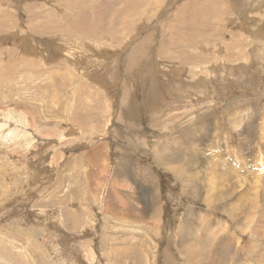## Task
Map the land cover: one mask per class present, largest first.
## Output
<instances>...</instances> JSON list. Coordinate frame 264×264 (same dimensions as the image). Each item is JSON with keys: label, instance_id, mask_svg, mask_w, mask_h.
Segmentation results:
<instances>
[{"label": "rangeland", "instance_id": "374dc122", "mask_svg": "<svg viewBox=\"0 0 264 264\" xmlns=\"http://www.w3.org/2000/svg\"><path fill=\"white\" fill-rule=\"evenodd\" d=\"M100 2L0 0V264H264V0Z\"/></svg>", "mask_w": 264, "mask_h": 264}, {"label": "bare ground", "instance_id": "6f19581e", "mask_svg": "<svg viewBox=\"0 0 264 264\" xmlns=\"http://www.w3.org/2000/svg\"><path fill=\"white\" fill-rule=\"evenodd\" d=\"M64 1V0H63ZM104 1V0H103ZM138 0H106V2L105 3H102V2H100V3H98V5H97V7L98 8H100V10L98 9V10H96V11H94V15H101V9H103L104 7H103V4L105 5V7L106 8H108V10H107V14L106 15H114L113 16V18L115 17V15L117 16H119V15H125V14H127V12H129V13H132L133 12V6H135L134 4L137 2ZM67 2V1H66ZM119 2V3H118ZM69 3H70V5H69V11L73 14V15H88V13L86 14V11H85V7L84 6H82L83 8H82V10H81V13H79V11H78V8L80 7H78V5H76V3H75V0H69ZM82 3V2H81ZM117 3L118 4H121V5H123V7L122 8H117ZM127 5H129L128 7H125V6H127ZM120 6V5H119ZM137 6V5H136ZM142 6H143V4H142ZM78 7V8H77ZM112 7V9H110ZM185 7V6H184ZM79 9H81V7L79 8ZM90 9H91V7H90ZM93 9V8H92ZM109 9L111 10L110 11V13H108V11H109ZM139 9V8H138ZM138 9H137V12H138ZM194 9V8H193ZM196 9H199V8H196ZM136 10V9H135ZM134 10V11H135ZM192 10V9H191ZM207 10H209L208 8H207ZM140 11V10H139ZM194 11H195V9H194ZM90 12V11H89ZM69 13V12H68ZM91 13V12H90ZM204 13H206V12H204ZM185 14V13H184ZM104 15V14H103ZM128 15V14H127ZM129 15H131V14H129ZM82 17H84V16H82ZM82 17H81V19H82ZM101 17V16H100ZM203 17V16H202ZM112 18V19H113ZM117 18V17H116ZM80 19V17L78 18V20ZM99 19V18H98ZM97 19V20H98ZM105 19V18H104ZM201 19V18H200ZM85 20V19H84ZM114 20V19H113ZM203 20V19H202ZM73 21H75V20H73ZM73 21H72V23H73ZM80 21V20H79ZM78 21V22H79ZM83 21V20H82ZM96 21V20H95ZM111 21V20H110ZM117 21V20H116ZM78 22L77 23H73V26H72V30L73 31H75L76 33H77V31H78V34H79V32H80V30H81V28H80V25L78 26ZM85 23L86 22H83V26L85 25ZM82 24V23H81ZM105 24V23H104ZM103 24V25H104ZM110 24V23H109ZM128 24V23H127ZM203 24V23H202ZM106 25V24H105ZM190 25H192V24H190ZM195 26H197L196 24H194ZM193 25V26H194ZM108 26V25H107ZM44 27V26H43ZM89 27V26H88ZM95 28H96V26H95ZM111 28V27H110ZM192 28H194V27H192ZM190 29V28H189ZM68 30V29H67ZM195 30V29H194ZM85 31V30H84ZM70 32H72V31H70ZM80 33H83V32H80ZM186 33H189V32H186ZM73 34V33H72ZM77 34V35H78ZM88 34H90V32L88 33ZM190 34V33H189ZM74 35H75V33H74ZM86 35V34H85ZM182 35V34H181ZM83 36V35H82ZM186 36V35H185ZM184 36V37H185ZM190 36H193V35H190ZM80 38H82V37H80ZM79 38V39H80ZM88 38V37H87ZM91 38V37H90ZM86 38H84V40H85ZM89 39V38H88ZM87 39V40H88ZM188 39H190V38H188ZM188 39L186 40V41H188ZM86 40V41H87ZM158 41V40H157ZM174 42V41H173ZM176 42V41H175ZM168 43H170V42H168ZM86 45H87V43H86ZM90 48V47H89ZM65 53V52H64ZM75 55V54H74ZM8 61V60H7ZM13 63V62H12ZM11 67V66H10ZM1 68V67H0ZM3 69V68H2ZM6 69H8V68H6ZM12 70V69H11ZM9 71V70H8ZM1 73V72H0ZM8 73V72H7ZM35 73H37L36 71H33V73L32 74H35ZM3 74V73H2ZM4 75V74H3ZM10 76H11V73H10ZM9 76V77H10ZM6 78V77H5ZM10 78H12V77H10ZM7 79V78H6ZM118 81V80H117ZM6 86V91H10V90H12V85H10V84H7V82H3ZM25 86V85H24ZM29 86V85H28ZM28 86H26V87H28ZM2 87H3V85H2ZM30 87V86H29ZM28 87V88H29ZM3 91H4V88H3ZM15 92H17V91H15ZM19 92V91H18ZM33 92V91H32ZM36 93V92H35ZM20 94V93H19ZM17 93H13V94H11L10 96H16L17 97ZM23 95V94H22ZM19 97V96H18ZM24 97V96H23ZM20 98H21V96H20ZM11 102V101H10ZM13 102V101H12ZM14 102H17V101H14ZM4 109V108H3ZM0 111H2V109H0ZM244 111V110H243ZM11 112V111H10ZM264 112V111H263ZM9 114V113H8ZM264 119V118H263ZM264 123V122H263ZM28 124H30V123H28ZM24 125V124H23ZM27 127H28V125H27ZM262 128V127H261ZM37 141V140H36ZM63 141V140H62ZM256 165V164H255ZM258 167H259V165H258ZM243 168V167H242ZM258 172V171H257ZM258 174H259V172H258ZM2 241V240H1ZM4 247V246H3ZM259 257V256H258ZM259 260H260V257H259Z\"/></svg>", "mask_w": 264, "mask_h": 264}, {"label": "crops", "instance_id": "0c3cea01", "mask_svg": "<svg viewBox=\"0 0 264 264\" xmlns=\"http://www.w3.org/2000/svg\"><path fill=\"white\" fill-rule=\"evenodd\" d=\"M199 127H201V128H203V123H199ZM211 131V132H210ZM191 132L193 133V136L195 137L196 135H199V136H202V137H204V136H207V135H209L210 136V133H211V135H213L212 133L214 132V130H209L208 129V127H206V128H204V130L203 129H201V130H197V127H193V128H191ZM214 136V135H213ZM216 138H217V136H215ZM191 142V144L193 145V146H195V147H197V146H200V142H198V141H196L195 139H193V140H191L190 141ZM167 144H172V143H170V142H168ZM166 144V145H167ZM167 148V150H171L170 149V147H166ZM167 150H164V155L166 154V155H168L169 156V153L167 152ZM227 152H229V147H227ZM164 155H161L162 157H161V163L163 164V165H165L166 166V164H168V165H172V166H175V168H177V167H180L179 166V164L176 162V158H172L171 157V159H167ZM222 155H224V154H222ZM236 159H238L239 161H243V164H242V167L244 168V163H245V161H246V157H240V158H236ZM263 159V158H262ZM229 160V159H228ZM233 160V161H232ZM232 161V164L233 165H236V166H238V164H237V162L234 160V159H230V162ZM260 163H262V160L261 161H259ZM249 163V162H248ZM152 165H154V166H156L157 168H160L161 170H162V172H170V171H167V170H164L163 169V167H162V165H160V163H159V160H154L153 161V163H152ZM181 167H183L182 165H181ZM236 168V167H235ZM143 170H140V171H138V177H139V174L142 172ZM186 175H189V174H186ZM155 177H151V179H152V182H150L148 185L146 184L145 186H148V187H150L151 188V191L150 192H148V196H153V189L154 188H156V184H154V181H153V179H154ZM159 180V179H158ZM146 182V181H145ZM156 182H158V181H156ZM147 183V182H146ZM146 188V187H145Z\"/></svg>", "mask_w": 264, "mask_h": 264}]
</instances>
